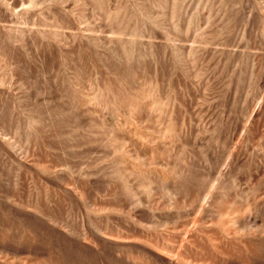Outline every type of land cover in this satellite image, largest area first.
<instances>
[{
  "label": "rangeland",
  "instance_id": "rangeland-1",
  "mask_svg": "<svg viewBox=\"0 0 264 264\" xmlns=\"http://www.w3.org/2000/svg\"><path fill=\"white\" fill-rule=\"evenodd\" d=\"M0 264H264V0H0Z\"/></svg>",
  "mask_w": 264,
  "mask_h": 264
},
{
  "label": "bare ground",
  "instance_id": "bare-ground-1",
  "mask_svg": "<svg viewBox=\"0 0 264 264\" xmlns=\"http://www.w3.org/2000/svg\"><path fill=\"white\" fill-rule=\"evenodd\" d=\"M213 191V190H212ZM211 193V192H210ZM208 195H209V193H208ZM210 196V195H209ZM207 199V198H206Z\"/></svg>",
  "mask_w": 264,
  "mask_h": 264
}]
</instances>
